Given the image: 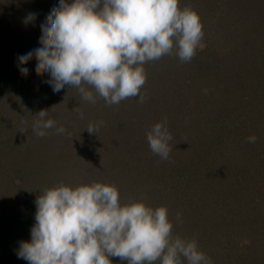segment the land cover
<instances>
[{"label": "rangeland", "instance_id": "1", "mask_svg": "<svg viewBox=\"0 0 264 264\" xmlns=\"http://www.w3.org/2000/svg\"><path fill=\"white\" fill-rule=\"evenodd\" d=\"M0 264H264V0H0Z\"/></svg>", "mask_w": 264, "mask_h": 264}]
</instances>
